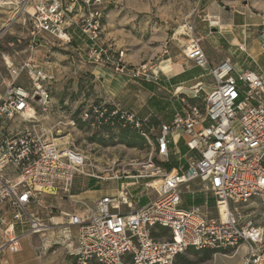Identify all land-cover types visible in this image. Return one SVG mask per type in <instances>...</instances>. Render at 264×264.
<instances>
[{
	"label": "built area",
	"instance_id": "2783aa9c",
	"mask_svg": "<svg viewBox=\"0 0 264 264\" xmlns=\"http://www.w3.org/2000/svg\"><path fill=\"white\" fill-rule=\"evenodd\" d=\"M2 1L8 9L16 6L19 19L31 28L33 41L52 38L72 45L76 27L92 50L96 48L95 61L101 59L98 42L104 0ZM80 10L87 13L76 20ZM186 32L190 43L184 56L207 68L208 58L202 40L195 36L194 23ZM163 54H169L167 46ZM119 55L122 62L124 52ZM8 69L16 78L25 73L32 86L12 84L0 92V225L5 227L0 233V254L20 251L19 224L28 225L24 236L45 233L50 224L56 227L51 219L49 224L41 221L33 209L43 208L46 196H71L76 178L83 176L129 180L133 185L144 181V188L155 191L157 197L134 210L127 185L121 195L101 198L84 218L66 215V227H78V248L70 252L76 264H177L178 256L189 248L235 256L243 246L247 248L243 264H264L263 71H243L236 79L232 61L225 60L211 71L216 86L204 109L191 107L186 118L177 114L170 124L161 125L156 137L158 157L168 158L169 137L177 131L182 132L188 149L200 155L185 172L178 173L159 166L154 153L116 172L111 167L100 172L95 165L88 166L90 158L76 147L71 131L63 133L57 125L50 126L56 110L47 88L48 76L32 61L23 62L21 68L10 64ZM132 75L140 77L145 72ZM81 121L98 128L129 127L146 137V123L111 100L84 110ZM67 126L75 129L76 122L71 120ZM100 173L113 175L106 179ZM194 182L208 186L207 191L215 196L216 219L197 207L181 208V188ZM7 204L14 209L9 222L2 215ZM121 206L131 211L121 213ZM164 232L167 236L158 237ZM40 249L48 250L45 242Z\"/></svg>",
	"mask_w": 264,
	"mask_h": 264
},
{
	"label": "rangeland",
	"instance_id": "374dc122",
	"mask_svg": "<svg viewBox=\"0 0 264 264\" xmlns=\"http://www.w3.org/2000/svg\"><path fill=\"white\" fill-rule=\"evenodd\" d=\"M244 1L239 5H246L260 16L263 27L261 30H247L242 37L248 45L259 42L264 47V0ZM203 6L202 0H104L100 6L102 33L98 42V50H103V53L97 62L96 48L92 50L87 37L78 28L72 29L76 30L72 45L52 38L33 41L31 28L28 23L24 24L22 17L19 19L16 6L8 9L0 0V92L12 84L30 89L32 82L28 76L21 73L17 78L12 77L8 66L12 64L21 68L23 62L32 61L49 78L47 88L56 110L50 118V126L57 125L63 133L71 131L76 147L90 158L88 166L93 164L100 172L111 167L116 172L128 163L141 162L150 154L154 136L146 132L144 137L139 131L120 125L91 127L89 122L81 121V114L107 100L101 95L104 93L101 87L104 73L145 72V75H150L151 69L162 60L164 46L169 51L173 39L186 44V40H190L186 30L202 16ZM84 13L87 11L80 10L76 20H80ZM194 31L200 38L197 35L199 30ZM201 44L204 48L205 43ZM121 52H124V57L119 62ZM117 66L125 68L124 71L116 70ZM243 70L235 68L232 76L238 79ZM71 120L76 122L75 129L67 126ZM99 175L109 179L113 174ZM86 179L90 178H76L74 193L86 189ZM115 181H101V186L108 189ZM186 205L191 206L190 198ZM3 209L2 215L11 221L14 209L8 204ZM22 226L19 224L18 228ZM4 228L0 225V233ZM165 236L167 233L158 235L160 238ZM62 238L66 240V237ZM216 254L189 248L181 255L178 264H223L225 258Z\"/></svg>",
	"mask_w": 264,
	"mask_h": 264
},
{
	"label": "crops",
	"instance_id": "0c3cea01",
	"mask_svg": "<svg viewBox=\"0 0 264 264\" xmlns=\"http://www.w3.org/2000/svg\"><path fill=\"white\" fill-rule=\"evenodd\" d=\"M202 2L204 9L202 16L194 24V30H199L197 35L202 40L201 43H205L204 48L202 44L201 47L208 58L207 68L198 67L194 61L184 56L182 49L189 45L190 40L182 44L173 39L169 54L162 56L158 66L151 69L150 75L134 77L130 72L123 75L108 71L101 78V87L104 89L102 97L111 100L120 110L134 113L146 123L145 131L155 137L150 154L154 153L156 163L168 172H185L190 163L200 159V155L188 149L182 132L177 131L169 137L168 158L158 157L156 137L161 125L170 124L177 114L186 118L191 107L204 109L207 96L216 86L211 75L212 69L230 59L234 68L239 71L244 69L243 71L264 72V47L259 42L248 45L247 40L242 37L247 30H261L263 23L260 16L246 5H239L244 0ZM101 181L107 180L86 179V189L76 193L73 189L69 197L46 196L43 208H34L33 211L39 213L45 224H49L51 219L56 227L50 224V230L45 233L25 236L28 225L16 227V235L22 237L20 251L2 252L0 264H76L70 251L78 248V227H68L65 231L69 222L66 215L84 218L89 209H95L101 198L117 197L127 185H130L127 191L128 201L134 210L146 206L157 197L155 192L144 188V181L137 185L115 181L110 183L112 186L108 189L101 186ZM207 189L208 186L201 182L183 186L181 208L187 210L197 207L210 219H216V198ZM188 198L191 200L190 207L186 205ZM129 211L131 209L127 206H121V213ZM68 231L70 236L67 235ZM62 237H66V240ZM41 242H45L47 251H41ZM246 252L247 248L243 246L235 256L224 253H217L216 256L225 258L223 264H243Z\"/></svg>",
	"mask_w": 264,
	"mask_h": 264
},
{
	"label": "trees",
	"instance_id": "16d2710c",
	"mask_svg": "<svg viewBox=\"0 0 264 264\" xmlns=\"http://www.w3.org/2000/svg\"><path fill=\"white\" fill-rule=\"evenodd\" d=\"M165 234L167 233V232H164ZM188 250V249H187ZM197 251V250H196ZM213 252V251H212ZM181 257V255L180 256H178V258H177V264H178V260H179V258Z\"/></svg>",
	"mask_w": 264,
	"mask_h": 264
},
{
	"label": "bare ground",
	"instance_id": "6f19581e",
	"mask_svg": "<svg viewBox=\"0 0 264 264\" xmlns=\"http://www.w3.org/2000/svg\"><path fill=\"white\" fill-rule=\"evenodd\" d=\"M67 140H68V139H67ZM67 140H66V141H67ZM67 230H68V227L65 228V231H67ZM67 235L70 236L69 234H67Z\"/></svg>",
	"mask_w": 264,
	"mask_h": 264
}]
</instances>
